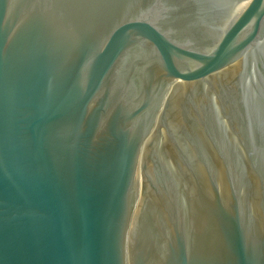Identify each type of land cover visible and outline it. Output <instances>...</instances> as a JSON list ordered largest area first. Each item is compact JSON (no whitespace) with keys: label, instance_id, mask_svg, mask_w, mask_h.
Listing matches in <instances>:
<instances>
[{"label":"water","instance_id":"obj_1","mask_svg":"<svg viewBox=\"0 0 264 264\" xmlns=\"http://www.w3.org/2000/svg\"><path fill=\"white\" fill-rule=\"evenodd\" d=\"M0 264H264V0H0Z\"/></svg>","mask_w":264,"mask_h":264}]
</instances>
